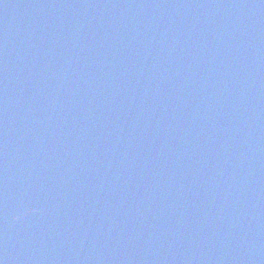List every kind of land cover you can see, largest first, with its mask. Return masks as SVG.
Returning <instances> with one entry per match:
<instances>
[{
  "label": "water",
  "instance_id": "1",
  "mask_svg": "<svg viewBox=\"0 0 264 264\" xmlns=\"http://www.w3.org/2000/svg\"><path fill=\"white\" fill-rule=\"evenodd\" d=\"M0 264H264V0H0Z\"/></svg>",
  "mask_w": 264,
  "mask_h": 264
}]
</instances>
